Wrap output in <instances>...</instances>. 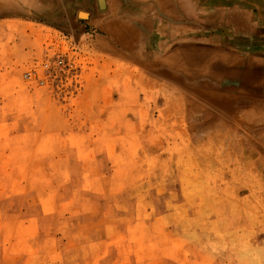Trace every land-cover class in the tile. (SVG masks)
Instances as JSON below:
<instances>
[{"label": "rangeland", "instance_id": "1", "mask_svg": "<svg viewBox=\"0 0 264 264\" xmlns=\"http://www.w3.org/2000/svg\"><path fill=\"white\" fill-rule=\"evenodd\" d=\"M0 264H264V0H0Z\"/></svg>", "mask_w": 264, "mask_h": 264}, {"label": "built area", "instance_id": "2", "mask_svg": "<svg viewBox=\"0 0 264 264\" xmlns=\"http://www.w3.org/2000/svg\"><path fill=\"white\" fill-rule=\"evenodd\" d=\"M53 64H54V70L58 67V66H62L64 64V60L62 58H57L54 60V63H52L51 61H46L44 63V66L51 70L53 68Z\"/></svg>", "mask_w": 264, "mask_h": 264}, {"label": "bare ground", "instance_id": "3", "mask_svg": "<svg viewBox=\"0 0 264 264\" xmlns=\"http://www.w3.org/2000/svg\"><path fill=\"white\" fill-rule=\"evenodd\" d=\"M104 1V0H103ZM224 138V137H223ZM177 150V149H176Z\"/></svg>", "mask_w": 264, "mask_h": 264}, {"label": "water", "instance_id": "4", "mask_svg": "<svg viewBox=\"0 0 264 264\" xmlns=\"http://www.w3.org/2000/svg\"><path fill=\"white\" fill-rule=\"evenodd\" d=\"M101 2H102V0H101Z\"/></svg>", "mask_w": 264, "mask_h": 264}]
</instances>
